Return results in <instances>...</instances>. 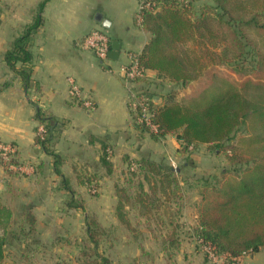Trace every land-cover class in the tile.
<instances>
[{
  "label": "trees",
  "instance_id": "1",
  "mask_svg": "<svg viewBox=\"0 0 264 264\" xmlns=\"http://www.w3.org/2000/svg\"><path fill=\"white\" fill-rule=\"evenodd\" d=\"M141 16L140 27L151 37L138 54L140 67L156 70L159 80L170 84L186 85L200 80L205 73L210 82L202 83L179 100L176 90L160 96L148 87L147 77L137 79L136 87L151 98V121L156 129L138 121V116L131 112L135 126L143 133L149 132L155 141L176 135L181 141L180 151L207 144L209 149L226 155L229 164L220 176L202 178V197L194 227L199 245L210 243L218 254L229 259L264 249V0H210L199 7L196 0H152L150 6L142 8ZM41 20L38 17L28 25L5 53L6 62L21 75L27 87L31 81V68L27 66L32 61L30 40ZM18 62L24 65L17 68ZM215 66L228 68L235 77L217 74ZM157 95L160 101L155 100ZM37 118L40 123L35 142L53 157L54 171L61 177L59 187L69 195L66 206L85 209V200L78 199L70 177L62 173L65 160L55 148L61 120L43 110L37 112ZM40 124L44 125L43 133L38 132ZM111 148L104 146L100 158L108 174L114 172ZM16 155L17 149L11 162L21 164ZM0 159L5 164L1 156ZM131 159L128 170L142 173L143 178L132 194H126V189L117 185L115 213L129 232L138 233L127 207L148 219L163 208L169 212L172 200L183 199L179 178L182 168L146 157ZM77 180L90 191L97 189L99 183L82 174H78ZM12 216L11 208L0 201V264H7L11 236L18 233L20 241L21 236L31 237L36 229V217L31 210L26 211V220L14 229ZM168 217L172 228L163 234V242L179 247V222L171 212ZM157 221L165 224L162 217ZM84 230L76 263L62 260L57 264H113L101 250L103 239L109 234L106 227L95 215L87 214Z\"/></svg>",
  "mask_w": 264,
  "mask_h": 264
},
{
  "label": "crops",
  "instance_id": "2",
  "mask_svg": "<svg viewBox=\"0 0 264 264\" xmlns=\"http://www.w3.org/2000/svg\"><path fill=\"white\" fill-rule=\"evenodd\" d=\"M43 1L0 0V140L16 147L18 163L33 167L20 175L0 159V201L13 212L12 229L26 220L27 210L36 217L30 243L36 247L34 252H38L37 247H41L46 238L53 236L58 217L70 215L74 209H68L65 204L69 195L59 187L61 177L54 171L53 157L35 142L39 110L61 120L55 148L65 160L62 173L70 177L76 190L77 184L83 185L75 176V166L83 165L86 172L100 170L104 146L112 147L111 161L115 168L124 154L131 158L154 159L147 146L151 140L134 124L124 75L131 55L139 54L151 37L137 23L139 1L47 0L40 9ZM38 17H42L41 25L33 32L29 45L32 61L27 65L31 68L27 87L21 75L6 62L5 53ZM95 29L106 31L112 44L119 42L120 54L116 59L108 57L101 62L94 51L83 47L84 38ZM23 65L16 64L17 68ZM147 78L151 90L159 88L156 70L148 69ZM70 79L80 86V97L71 92ZM84 100L92 101L93 107H86ZM155 100H161L159 95ZM158 142L172 143L178 151L181 146V141L173 134ZM197 216L198 212L195 219ZM42 221L45 223L40 228ZM67 231L64 230L65 235ZM58 240L46 244L49 253L56 249ZM79 244L76 242V248L80 250ZM144 249L151 253L153 246ZM263 251L243 255V264H264ZM165 254L164 263L167 262ZM155 261L151 256L147 264Z\"/></svg>",
  "mask_w": 264,
  "mask_h": 264
},
{
  "label": "rangeland",
  "instance_id": "3",
  "mask_svg": "<svg viewBox=\"0 0 264 264\" xmlns=\"http://www.w3.org/2000/svg\"><path fill=\"white\" fill-rule=\"evenodd\" d=\"M206 1L210 0H196L197 6H201ZM209 68L211 69V67ZM215 68V70H218L219 73L217 74L219 75L221 74L231 79L235 77L224 66H215ZM199 79L191 81L186 85H175L159 80V82H156L159 88L153 91L160 96H164L169 90H176L177 99L183 100L194 90L202 86V83L210 82V76L207 73L202 74ZM145 133L146 137L151 140L148 141L147 146L153 152V160L182 168V174L179 178L182 181L181 192L183 199L179 201L172 200L169 208V212L173 214V218L179 222L177 229L179 247L163 242V234L171 231L172 228L169 225V212L165 208L148 221L142 217L143 215L138 214L136 209L127 207L132 222L134 221L137 225L138 233H127L124 225L119 222L115 213L118 201L117 185L125 188L126 194H132L136 191L138 182L143 178L142 173H131L128 170V164L132 159L130 156L124 154L121 155V161L117 162V167H114L112 174H108L104 166L100 170L92 169V171L86 172L83 165H76V177L78 174H82L99 182L97 189H93L92 191L86 185L80 186L77 184L78 199L83 198L85 200V209L75 208L71 210L72 214L58 217L54 222L57 226L52 229L53 236L50 239L46 238L45 243L43 242L41 247H37L38 252H34L33 250V248H36L35 245H30L32 236H21L20 241L18 240V233L16 237L11 236V244L7 246L5 263L57 264L62 260L76 261L80 251L78 247L76 248V242L79 243L80 238L83 237L84 220L86 215L90 214L95 215L109 233V236L107 235L103 239L101 250L109 255L113 264H147L151 256L156 260L154 264H215L207 257L202 245H199L194 237V227L197 224L195 216L202 197L201 189L204 182L202 178L207 179L211 176H220L221 170L229 164L226 155L209 149L207 144L190 147L185 151H178L172 143L155 142L149 132ZM134 158V160H140V158ZM58 209L56 212L60 215L61 211ZM159 217L164 219V225L157 221ZM44 223V221L39 223L40 228L43 227ZM16 224L17 222H15ZM65 229H68L66 235L64 234ZM57 238L59 240L55 242L58 244L56 249L49 253L46 244L48 245L49 241L53 242ZM164 245L166 248L162 250L165 247ZM144 246H149L150 248L153 246L152 252L148 253L144 249ZM163 254L167 257L166 263H164ZM140 259L141 261H139Z\"/></svg>",
  "mask_w": 264,
  "mask_h": 264
},
{
  "label": "built area",
  "instance_id": "4",
  "mask_svg": "<svg viewBox=\"0 0 264 264\" xmlns=\"http://www.w3.org/2000/svg\"><path fill=\"white\" fill-rule=\"evenodd\" d=\"M150 4H152V0H149L146 3L142 0L139 3V11L137 14V23L139 26L142 24L141 10L144 6L148 7ZM110 44L111 40L109 35L106 31L101 29L93 30L84 38L82 43L84 48L93 50L102 61H105L108 58V52L111 49ZM124 75L129 87L128 104L131 112L138 116V121L144 122L152 129H156V125L151 121V98L149 95L143 93L141 89L136 87L139 83V81L136 82L137 79L147 77V70L139 65L138 54L131 55V61L125 67ZM69 83L71 85V92L77 97H80L82 95L80 86L74 79H70ZM83 103L88 108H92L94 105L90 100H84ZM44 130V125L40 124L38 132L43 133ZM15 152L16 148L11 143L0 140V156L7 166L25 173L32 170L33 167L31 164H13L11 162V158ZM202 247L206 252L207 257L215 264H243V255L229 259L225 255L218 254L215 247L210 243H204L202 244Z\"/></svg>",
  "mask_w": 264,
  "mask_h": 264
},
{
  "label": "water",
  "instance_id": "5",
  "mask_svg": "<svg viewBox=\"0 0 264 264\" xmlns=\"http://www.w3.org/2000/svg\"><path fill=\"white\" fill-rule=\"evenodd\" d=\"M119 42L118 41H114L112 44V48L109 50L108 52V57L116 59L119 54H120V50H119Z\"/></svg>",
  "mask_w": 264,
  "mask_h": 264
}]
</instances>
